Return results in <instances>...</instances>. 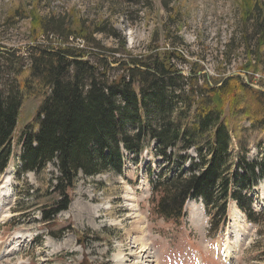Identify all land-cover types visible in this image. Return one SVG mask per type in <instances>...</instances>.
I'll use <instances>...</instances> for the list:
<instances>
[{
	"label": "rangeland",
	"instance_id": "374dc122",
	"mask_svg": "<svg viewBox=\"0 0 264 264\" xmlns=\"http://www.w3.org/2000/svg\"><path fill=\"white\" fill-rule=\"evenodd\" d=\"M260 2L264 4V0ZM253 3L0 0V54L17 51L27 63L29 47L63 46L61 35L83 23L86 39H69L68 43L90 53L91 62H96L99 53L128 62L177 51L183 60L173 64L183 76L194 66L206 80L234 75L252 89L264 91V44L256 46L253 23L245 27L240 21ZM78 32L76 29L75 34ZM2 62L0 58L1 85L7 80ZM248 63L255 66V73L251 68L244 71ZM111 67L108 76L120 73L118 64ZM39 102L29 99L23 106L15 137L20 127L31 121ZM247 126L241 122L238 128ZM250 141L248 161L264 162V133H253ZM13 146L8 167L0 174V264H264L263 182L250 194V220L229 202L224 224L213 228L198 200L186 202L185 217L178 223L165 221L153 211L151 183L167 162L151 152L152 143L140 156L125 153L117 177L79 174L70 191L69 208L46 225L41 222L40 209L50 207L53 196L48 181L54 169L49 166L39 176L17 175L22 143L15 141ZM188 156H194L193 150ZM27 188L31 197L25 193Z\"/></svg>",
	"mask_w": 264,
	"mask_h": 264
},
{
	"label": "trees",
	"instance_id": "16d2710c",
	"mask_svg": "<svg viewBox=\"0 0 264 264\" xmlns=\"http://www.w3.org/2000/svg\"><path fill=\"white\" fill-rule=\"evenodd\" d=\"M260 1L254 0L240 20L245 27L255 25L256 46L264 44ZM42 25L43 19L39 30ZM77 27L61 35L63 46L29 47L27 63L17 51L0 54L7 75L6 83H0V174L15 141L22 143L17 175L39 176L49 166L54 169L48 181L53 197L48 210L40 209L41 222L49 225L69 208L79 174L117 177L125 153L140 156L152 143L151 152L167 162L151 183L156 215L178 223L186 202L200 200L213 228L224 224L229 202L250 220V194L264 183V162L247 159L251 136L264 133V91L234 75L206 80L194 66L183 76L173 64L183 60L177 51L128 62L99 53L91 62L90 53L68 43L86 39L84 24ZM112 64H118L120 73L108 76ZM250 68L257 71L250 63L244 71ZM29 99L40 102L15 137ZM241 122L248 126L238 128ZM30 190H25L29 197Z\"/></svg>",
	"mask_w": 264,
	"mask_h": 264
},
{
	"label": "bare ground",
	"instance_id": "6f19581e",
	"mask_svg": "<svg viewBox=\"0 0 264 264\" xmlns=\"http://www.w3.org/2000/svg\"><path fill=\"white\" fill-rule=\"evenodd\" d=\"M6 186H8V182L6 183ZM141 251H144V248L143 247H141Z\"/></svg>",
	"mask_w": 264,
	"mask_h": 264
}]
</instances>
